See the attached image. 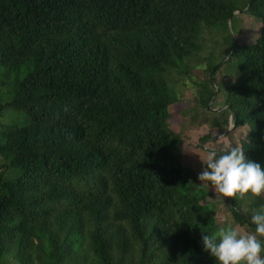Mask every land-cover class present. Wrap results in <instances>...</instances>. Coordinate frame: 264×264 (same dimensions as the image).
Wrapping results in <instances>:
<instances>
[{
  "label": "trees",
  "instance_id": "trees-1",
  "mask_svg": "<svg viewBox=\"0 0 264 264\" xmlns=\"http://www.w3.org/2000/svg\"><path fill=\"white\" fill-rule=\"evenodd\" d=\"M236 2L0 0V264H217L202 244L222 228L214 190L171 129L168 73L236 10L260 20L230 43L242 79L214 125L232 109L248 135L230 143L264 168V0ZM238 197L231 217L254 231L264 194Z\"/></svg>",
  "mask_w": 264,
  "mask_h": 264
},
{
  "label": "rangeland",
  "instance_id": "rangeland-1",
  "mask_svg": "<svg viewBox=\"0 0 264 264\" xmlns=\"http://www.w3.org/2000/svg\"><path fill=\"white\" fill-rule=\"evenodd\" d=\"M235 1L239 8L245 0ZM261 29L260 20L244 10H236L226 26L202 30L201 48L196 56L185 59L180 63L179 69L168 73V85L178 99V103L172 108L171 129L179 133L182 138L180 151L184 162L191 164L198 172L204 167L200 158L207 156V149L219 148L222 140L230 143L229 136L239 142V139L248 135L246 125L233 130L229 124L226 129L223 127L216 129L212 124L221 117L226 107L224 103L228 90L242 79L237 67L240 62L230 55V50L228 51L230 43L235 42L239 45L252 43ZM202 87L213 91L206 107L198 100ZM0 120L7 121L8 117H0ZM204 136L209 137L204 141L202 140ZM228 198L214 191L203 205L220 227L238 226L234 223L227 207ZM238 199L241 208L247 210L253 196L249 193L243 198L239 196ZM240 228L245 231L244 228Z\"/></svg>",
  "mask_w": 264,
  "mask_h": 264
},
{
  "label": "clouds",
  "instance_id": "clouds-1",
  "mask_svg": "<svg viewBox=\"0 0 264 264\" xmlns=\"http://www.w3.org/2000/svg\"><path fill=\"white\" fill-rule=\"evenodd\" d=\"M200 158L204 167L198 175L201 182H210L214 191L223 197L243 198L264 194V168L247 159L241 146L226 140L219 148L207 149ZM254 231H244L239 226L228 225L218 234L202 235L203 250L209 252L217 264H264V206L251 214Z\"/></svg>",
  "mask_w": 264,
  "mask_h": 264
},
{
  "label": "water",
  "instance_id": "water-1",
  "mask_svg": "<svg viewBox=\"0 0 264 264\" xmlns=\"http://www.w3.org/2000/svg\"><path fill=\"white\" fill-rule=\"evenodd\" d=\"M231 18H232V15L229 17V21L231 20ZM229 112H230V115H229V125L233 127L234 111L232 109H230Z\"/></svg>",
  "mask_w": 264,
  "mask_h": 264
},
{
  "label": "crops",
  "instance_id": "crops-1",
  "mask_svg": "<svg viewBox=\"0 0 264 264\" xmlns=\"http://www.w3.org/2000/svg\"><path fill=\"white\" fill-rule=\"evenodd\" d=\"M212 126H213L214 128H216V129L218 128V126H216V125H214V124H212Z\"/></svg>",
  "mask_w": 264,
  "mask_h": 264
}]
</instances>
